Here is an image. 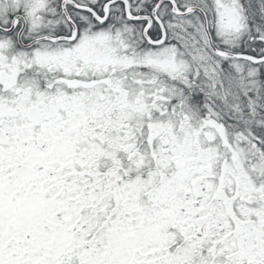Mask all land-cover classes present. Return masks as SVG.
Segmentation results:
<instances>
[{"label": "snow or ice", "instance_id": "1", "mask_svg": "<svg viewBox=\"0 0 264 264\" xmlns=\"http://www.w3.org/2000/svg\"><path fill=\"white\" fill-rule=\"evenodd\" d=\"M0 264H264V0H0Z\"/></svg>", "mask_w": 264, "mask_h": 264}]
</instances>
